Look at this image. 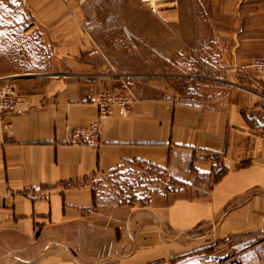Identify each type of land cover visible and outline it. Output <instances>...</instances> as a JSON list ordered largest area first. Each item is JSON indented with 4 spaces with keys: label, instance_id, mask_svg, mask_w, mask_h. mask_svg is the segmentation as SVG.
Here are the masks:
<instances>
[{
    "label": "crops",
    "instance_id": "0c3cea01",
    "mask_svg": "<svg viewBox=\"0 0 264 264\" xmlns=\"http://www.w3.org/2000/svg\"><path fill=\"white\" fill-rule=\"evenodd\" d=\"M251 1L178 0L155 15L139 0H22V46L34 37L51 65L0 78L24 104L0 114V264H167L172 245L198 243L194 253L264 234V74L249 68L251 89L186 105L149 72L170 55L178 14L198 23L205 62L264 56V0ZM124 84L134 101L99 121V146L69 144L98 121L97 96ZM136 166L162 175L135 178L128 194L95 183ZM202 227L203 241L182 236Z\"/></svg>",
    "mask_w": 264,
    "mask_h": 264
},
{
    "label": "rangeland",
    "instance_id": "374dc122",
    "mask_svg": "<svg viewBox=\"0 0 264 264\" xmlns=\"http://www.w3.org/2000/svg\"><path fill=\"white\" fill-rule=\"evenodd\" d=\"M251 2L253 5H258L261 0H252ZM199 7L200 13L203 12L205 16L212 12V7L206 4ZM172 9L168 8V10ZM189 12L194 16V8H191ZM180 17L178 14L168 18L171 28L170 55H165L164 59L159 56L156 67L149 69V72L151 71L154 75L164 77L178 103L186 105L207 103L215 97L224 95L226 89L230 88L227 86L251 89L250 85L243 82L244 76L249 75L248 70L247 73H236L233 71L234 66L232 65H217L214 61H204L205 59L200 54L203 50L200 51L201 46H197L194 38L198 23L180 21ZM24 23L28 22L22 20V0H0V78L27 73L48 74L50 72L51 55L46 52L44 46L34 47V37H27L25 45L22 46V42H24L22 40V25ZM203 23L207 24L206 28L210 29V21ZM182 32L189 35L186 39L187 42L184 37H181ZM216 46H220V44H214L212 47ZM223 46L225 45L223 44ZM128 87L130 88V86ZM253 87L252 89L256 90L257 86ZM152 173L155 176L162 175L161 172L150 168L136 166L134 169L129 168L108 174L95 183L106 190L115 188L120 194H128L134 186L135 178L152 175ZM208 231L207 227H202L189 234H182V236L185 239L188 237V242L190 236L203 241L204 238L210 236ZM198 245V243L195 245H190V243L180 246L172 245L174 255L172 254L171 260L167 264H210V262H212L211 264H264V234L260 236L259 234L239 233L224 242L204 246L194 253L186 252L197 248ZM208 252L215 253L216 257H206L209 256L206 254ZM175 254H180V256Z\"/></svg>",
    "mask_w": 264,
    "mask_h": 264
},
{
    "label": "built area",
    "instance_id": "2783aa9c",
    "mask_svg": "<svg viewBox=\"0 0 264 264\" xmlns=\"http://www.w3.org/2000/svg\"><path fill=\"white\" fill-rule=\"evenodd\" d=\"M146 5L150 11L159 15L161 10L177 7L178 0H139ZM253 69L258 73L264 74V56H257L251 59L249 64L240 67H233L236 73H247L248 69ZM134 101V96L127 84L123 85V93L118 90L106 91L98 95L96 105L99 112L98 121L87 129L70 130L67 141L75 146H87L97 148L99 146L100 124L99 121L109 116L112 109L117 110L118 114L124 115ZM23 100L16 94L10 85H0V114L8 115L23 110Z\"/></svg>",
    "mask_w": 264,
    "mask_h": 264
}]
</instances>
